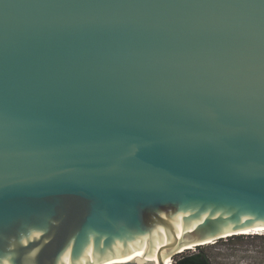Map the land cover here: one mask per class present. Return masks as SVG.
<instances>
[{
	"label": "water",
	"instance_id": "water-1",
	"mask_svg": "<svg viewBox=\"0 0 264 264\" xmlns=\"http://www.w3.org/2000/svg\"><path fill=\"white\" fill-rule=\"evenodd\" d=\"M239 232H264V0H0V264Z\"/></svg>",
	"mask_w": 264,
	"mask_h": 264
},
{
	"label": "rangeland",
	"instance_id": "rangeland-1",
	"mask_svg": "<svg viewBox=\"0 0 264 264\" xmlns=\"http://www.w3.org/2000/svg\"><path fill=\"white\" fill-rule=\"evenodd\" d=\"M241 236L223 238L175 255L172 264L175 258L199 251L208 257L211 264H264V234Z\"/></svg>",
	"mask_w": 264,
	"mask_h": 264
},
{
	"label": "trees",
	"instance_id": "trees-1",
	"mask_svg": "<svg viewBox=\"0 0 264 264\" xmlns=\"http://www.w3.org/2000/svg\"><path fill=\"white\" fill-rule=\"evenodd\" d=\"M240 236L241 235L231 236V237H240ZM173 261L174 264H211L208 257L202 251H199L195 254L182 255L179 258H175Z\"/></svg>",
	"mask_w": 264,
	"mask_h": 264
},
{
	"label": "bare ground",
	"instance_id": "bare-ground-1",
	"mask_svg": "<svg viewBox=\"0 0 264 264\" xmlns=\"http://www.w3.org/2000/svg\"><path fill=\"white\" fill-rule=\"evenodd\" d=\"M262 234H264V232H239V233H237L236 235H262ZM228 236H230V234L228 235ZM242 237V236H241ZM223 238H227V236H224ZM211 243H213L212 241H209V242H205V243H203L202 245L203 246H205V245H209V244H211ZM194 247H192V248H189V249H186V250H183V251H180V252H178V253H183V252H185V251H188V250H192ZM169 262H170V264H172V260L169 258Z\"/></svg>",
	"mask_w": 264,
	"mask_h": 264
}]
</instances>
